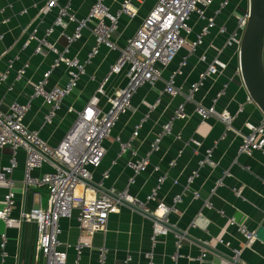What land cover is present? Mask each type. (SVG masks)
<instances>
[{
	"label": "crops",
	"instance_id": "1",
	"mask_svg": "<svg viewBox=\"0 0 264 264\" xmlns=\"http://www.w3.org/2000/svg\"><path fill=\"white\" fill-rule=\"evenodd\" d=\"M122 1L103 0L112 13L119 10ZM94 2L58 0L60 6L69 7L76 19H84ZM155 2L132 1L135 14H120L111 32L110 39L116 47L98 45L97 53L85 64V72L47 118L50 106L42 97L32 96V85L46 71H49L46 90L65 85L70 75L64 62L52 66L55 58L52 51L45 47L35 51L38 39L45 36L59 51L66 48V57L86 61L95 45L92 22L68 44L65 35L73 32L76 22L65 17L64 25H54L57 7L43 14L40 12L43 0H0L1 111H6L12 102L25 105L23 124L36 131L47 144L56 145L72 125L77 111L96 94L119 50ZM247 8L248 0H214L204 8V18L193 13L188 20L187 43L170 62L160 66L159 78L143 83L132 93L131 108L118 115L103 142L105 154L100 164L91 168V181L87 187L79 185L77 190L93 195L110 187L126 189L134 200L124 201L119 211L109 213L105 229L91 236L80 231L77 208L69 215L60 216L58 238L60 248L67 253L66 264L76 261L79 264H264V146L250 154L239 151L242 137L247 134L245 122L261 117L260 110L248 98L238 71L236 40L241 35L237 29L238 17ZM206 18H213L215 25L191 49L189 42L195 40ZM220 27L224 32H219ZM48 28L51 31L46 35ZM215 57L225 66L215 75L202 77L192 90ZM171 74L177 91L174 95L165 91ZM125 84L124 74L111 75L104 84V93L98 94L100 109L106 110L108 98ZM181 103L185 118L174 115ZM198 104L205 107L214 104L217 111L226 110L233 117L231 127L215 113L202 118L196 111ZM169 120L171 129L164 132L163 125ZM123 143L129 146L121 151ZM140 157H147L148 165L133 175L128 162ZM12 158L16 165L8 176L14 192L10 217L15 222L7 226L0 218V264H44L35 249L34 224L21 221L20 217L31 207H46L48 193L42 186L23 187L22 150L13 153L11 147L1 146L0 170ZM51 169L43 164L32 173L40 176ZM153 189L155 195L148 198ZM7 190L0 183V209L5 205ZM159 202L169 207L162 222L166 226L163 234L153 232L160 213ZM240 225L255 230L256 239L250 245H245ZM235 250H238L236 256ZM202 252L206 255L201 258Z\"/></svg>",
	"mask_w": 264,
	"mask_h": 264
},
{
	"label": "built area",
	"instance_id": "2",
	"mask_svg": "<svg viewBox=\"0 0 264 264\" xmlns=\"http://www.w3.org/2000/svg\"><path fill=\"white\" fill-rule=\"evenodd\" d=\"M132 1L123 0L119 10L112 13L103 0H95L88 15L84 19H76L70 13L67 5L60 6L58 0H43L40 8L41 13H47L57 7L54 25H64L65 17L76 22L73 32L65 35L68 44L80 36L81 29L89 21L92 22L91 31L95 38V45L88 53L86 61H79L75 57H66L67 49L59 51L45 36L38 39L35 51L40 52L44 47L52 51L55 54L52 66L58 65L60 61L64 62L70 75L65 85L54 86L46 90L44 85L49 75V71H46L41 80L32 85V96L42 97L44 103L50 106L51 110L47 118L59 107L62 99L71 92L79 75L85 72V64L90 57L97 53L98 45L104 44L110 49L116 47L115 42L110 39L111 32L116 28L120 14L128 16L135 14ZM213 2L214 0H156L134 34L127 39L125 46L119 50L118 57L98 85L96 94L80 111H77L72 125L56 145L47 144L36 131L28 129L23 124V116L27 110L25 105L12 102L6 111L0 109V147L7 145L12 148L13 153L16 150H22L24 152L23 187L42 186L48 193L46 207H31L24 210L20 217L21 221L34 224L36 231L35 249L43 257L44 264H66L67 253L65 249L60 248L61 243L58 238L60 232L58 219L60 216L69 215L73 208H77L79 229L84 235L91 236L93 233L105 229L109 213L119 211L124 201L133 202L134 199L127 194L126 189L117 190L110 187L98 190L93 195L79 193L77 189L79 185L87 187L91 181V168L97 167L105 154L103 142L109 135L118 115L131 108L130 97L132 93L143 83L152 82L160 77V66L170 62L178 49L187 43L186 34L190 30L188 24L190 16L196 13L200 18H204V8ZM23 12L25 10L21 13ZM214 13L217 12L214 11ZM247 18L248 8L238 17L237 29H239L240 34L246 25ZM214 25L213 18H206V22L196 35L195 40L189 42L191 49L201 42L204 34ZM224 30L223 27L219 28L221 33ZM50 31L51 28H48L45 34L48 35ZM234 37L235 34L232 35L233 39ZM30 38H33V34L30 35ZM239 42L240 38L236 40L238 52ZM224 66L225 63L215 57L209 63L205 73L201 74L199 80L192 85V90L201 83L202 77L208 74L215 75ZM113 74H124L126 84L112 93L108 98V108L102 110L98 106V94L104 93V84ZM173 76V74L169 76L165 86V91L171 95L177 92L173 83ZM248 98L251 99L249 95ZM196 111L202 118L215 113L227 127L232 125L233 117L230 113L226 110L217 111L214 104L209 107L198 104ZM174 115L175 117H186L182 103L176 107ZM245 127L247 134L242 137L239 151L250 154L255 149L263 148L264 115L261 113V117L257 121L245 122ZM170 129L171 120L163 125L164 132ZM135 134L136 131L133 135ZM157 141L158 139L153 144V148H156ZM128 146V143H123L121 151ZM15 162L16 160L12 158L11 163L0 170V183L8 188L4 196L5 205L0 209V218L5 221L7 226H11L15 222L10 217L14 192L11 189L12 181L8 176L12 168L15 167ZM43 164L51 166L52 169L40 176L33 175V170ZM147 165V157H140L135 161L128 162L133 175L145 170ZM105 174L106 172L103 173V175ZM132 181L133 178L131 177L129 182ZM158 181L160 182L159 179ZM188 181H191V177ZM155 189L151 191L148 198L155 195ZM157 209L160 210V213L154 221L153 232L163 234L166 232V226L162 222L166 220L169 207L159 202ZM230 223H233V220ZM239 231L244 237L245 245H250L256 239V232L253 229L240 225ZM1 239L3 245L4 235L1 236ZM237 251H234L235 256ZM205 255L206 253L202 252L200 257ZM75 264H79L78 261ZM224 264H233V262H225Z\"/></svg>",
	"mask_w": 264,
	"mask_h": 264
},
{
	"label": "water",
	"instance_id": "3",
	"mask_svg": "<svg viewBox=\"0 0 264 264\" xmlns=\"http://www.w3.org/2000/svg\"><path fill=\"white\" fill-rule=\"evenodd\" d=\"M264 0H248V18L241 33L238 67L245 89L264 115Z\"/></svg>",
	"mask_w": 264,
	"mask_h": 264
}]
</instances>
